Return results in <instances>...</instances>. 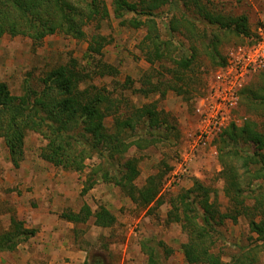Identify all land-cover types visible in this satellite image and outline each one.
Here are the masks:
<instances>
[{
	"label": "rangeland",
	"instance_id": "1",
	"mask_svg": "<svg viewBox=\"0 0 264 264\" xmlns=\"http://www.w3.org/2000/svg\"><path fill=\"white\" fill-rule=\"evenodd\" d=\"M104 2L108 16L87 23L84 27L86 35L81 39L56 33L35 44L26 36L1 35L0 81L8 85L11 93L18 95L25 82L38 89L40 77L46 71L71 58L82 65L88 60L92 63L100 59L114 66L116 74L96 75L83 84L104 87L112 100L117 101V107L110 109V114L105 117L107 128L112 130L114 118H125L132 115L136 107L154 103L157 109L168 115L169 122L178 132L173 143L158 142L145 149L131 146L125 153L126 157L137 159L139 174L133 182L138 187L149 175L163 172L157 195L162 197V202L153 201L142 206L117 185L99 178L88 191L81 193L84 180L96 168L99 159L87 157L82 171L54 166L39 157L46 140L31 130L25 136L23 159L18 167H14L0 138V232L11 228V217L36 229L33 236L19 243L14 250L0 252V264H146L147 254L141 245L144 239L155 242L162 256L165 250L170 251L163 258L165 264H189L180 249L181 243L187 239L186 232L180 222L167 219L169 200L189 188L197 178L211 187L210 199L216 198L219 210H227L215 137L206 146L195 150L181 179L174 182L171 176L179 173L178 162L194 142L196 100L211 89L209 86L221 67L218 63L222 58L226 64L238 44L242 48L250 44L252 35L259 27H264V0H197L195 4L186 5L175 0L172 8L168 3L162 4L155 10V19L161 36L173 43L169 44L166 57L153 64L145 59L142 46L146 27L121 22L114 15L112 0ZM206 13L224 18L245 16L248 35H237L230 29L208 22ZM123 18L144 20L143 15L134 12L124 14ZM172 21H176L178 28L169 32ZM96 33L105 36L107 42L101 54L90 57L86 52L87 45L91 35ZM184 54L194 55L195 61L188 69H180V80L174 76L183 91L176 94L174 90H168L164 96L159 93L144 95L138 91L141 80L155 75L157 70L165 71L161 66L175 68L174 59ZM244 82L243 86L248 85L251 90L263 93L264 66L251 72ZM253 104L255 106L248 108L236 107L237 124L241 125L246 117L256 122V128L264 130V109L256 102ZM240 161H234L239 173L242 172ZM246 181L247 175L242 179L243 185ZM84 202L92 209L99 205L107 207L115 216L114 223L111 226L98 225L92 217L82 223H72L59 217L60 210L76 211ZM246 203L250 205L253 199L247 198ZM217 229L219 232L212 251L220 254L224 263L234 253L244 252L260 243L255 233L249 230L247 215L238 216L236 221L227 219ZM254 253L257 259L253 264H264L261 251L257 249Z\"/></svg>",
	"mask_w": 264,
	"mask_h": 264
},
{
	"label": "trees",
	"instance_id": "2",
	"mask_svg": "<svg viewBox=\"0 0 264 264\" xmlns=\"http://www.w3.org/2000/svg\"><path fill=\"white\" fill-rule=\"evenodd\" d=\"M183 4L196 3L197 0H181ZM114 15L121 22L133 27L145 26L142 38L145 59L153 64L166 57L168 39L161 36L156 22L155 10L162 4L173 7L175 0H112ZM134 12L144 16L124 19V14ZM109 14L104 0H0V36L22 35L35 44L47 36L62 33L73 38H84V27L93 20H103ZM208 22L221 28L232 30L237 35H248L245 16L224 18L206 13ZM176 22V21H175ZM172 21L169 32L178 27ZM168 32V33H169ZM106 37L96 33L91 35L87 54L92 57L101 54ZM194 55L184 54L174 59L175 68L157 70L141 80L138 91L144 95L159 93L164 96L168 90L176 94L183 91L174 76L180 78V69H188L195 61ZM225 58L218 63L222 66ZM178 70H177V69ZM117 69L100 59L88 60L85 65L71 58L58 64L40 77L38 89L27 82L21 94L10 92L8 85L0 81V138L7 149L10 162L18 167L23 159L24 141L27 131H35L46 140L41 147L39 157L68 170L82 171L87 157L99 159L96 168L89 172L83 182L81 193L88 191L96 178L117 185L130 199L149 205L162 202L158 196L163 172L149 175L143 185L138 187L133 180L139 174L135 157L125 156L131 146L145 149L158 142L173 143L178 138L176 127L169 122L168 115L157 109L154 103H145L135 108L132 115L116 117L112 130L104 123L117 101L112 100L106 88L94 84L83 85L92 77L114 75ZM83 85V86H82ZM145 85V86H144ZM237 106L246 108L256 102L264 109V92L250 89L248 85L237 91ZM242 123V124H241ZM241 125L229 124L215 137L217 162L221 165L220 175L224 180L223 192L228 205L226 211H220L216 198H211V187L195 178L189 188L177 193L169 200L166 211L169 221L180 222L187 239L180 249L189 264H253L256 262L255 250H260L264 263V130L256 128V122L244 118ZM117 159V160H115ZM240 159L242 172L237 171L234 161ZM247 175L243 185L242 179ZM253 199L250 205L246 199ZM63 219L83 222L90 216L102 226H111L115 216L104 205L91 210L83 203L79 210H61ZM240 215L248 216L249 230L255 233L260 243L236 252L224 263L220 254L212 251L219 230L217 226L227 219L236 221ZM258 216V218H257ZM11 228L0 232V252L12 251L17 245L36 233L33 227H26L21 220L11 217ZM144 239L142 250L147 254L146 264H165L164 255L157 250L155 242Z\"/></svg>",
	"mask_w": 264,
	"mask_h": 264
},
{
	"label": "built area",
	"instance_id": "3",
	"mask_svg": "<svg viewBox=\"0 0 264 264\" xmlns=\"http://www.w3.org/2000/svg\"><path fill=\"white\" fill-rule=\"evenodd\" d=\"M252 39L243 48L240 44L237 45L234 53L229 54L230 59L213 76L209 86L211 89L196 100L194 111L197 125L193 135L194 142L183 152L178 162L179 173L171 176L172 181L181 179L198 147L206 146L230 123H238L237 91L251 72L264 66V27H259Z\"/></svg>",
	"mask_w": 264,
	"mask_h": 264
},
{
	"label": "crops",
	"instance_id": "4",
	"mask_svg": "<svg viewBox=\"0 0 264 264\" xmlns=\"http://www.w3.org/2000/svg\"><path fill=\"white\" fill-rule=\"evenodd\" d=\"M209 157H210V154H209ZM202 159H205V157L202 158ZM84 203H86V202H84ZM87 204H88V203H87ZM88 205H89V204H88ZM89 206H90V205H89ZM90 208H91V207H90ZM95 209H96V208H95ZM95 209H92V208H91V210H95ZM60 212H62V211L60 210ZM59 217H60V216H59ZM90 217H92V218H93V221H94V217H93V216H90ZM90 217H89V218H90ZM60 218H61V217H60ZM89 218H88V219H89ZM88 219H87V220H88ZM65 220H66V219H65ZM87 220H86V221H87ZM66 221H69V220H66ZM69 222H72V223H82V222H74V221H69ZM83 222H85V221H83Z\"/></svg>",
	"mask_w": 264,
	"mask_h": 264
},
{
	"label": "clouds",
	"instance_id": "5",
	"mask_svg": "<svg viewBox=\"0 0 264 264\" xmlns=\"http://www.w3.org/2000/svg\"><path fill=\"white\" fill-rule=\"evenodd\" d=\"M230 124H231V123H230ZM237 125H238V124H237ZM226 127H227V126H226ZM226 127H225V128H226Z\"/></svg>",
	"mask_w": 264,
	"mask_h": 264
}]
</instances>
